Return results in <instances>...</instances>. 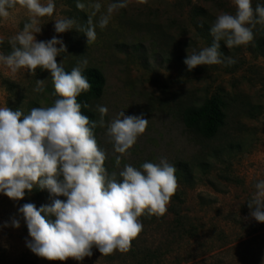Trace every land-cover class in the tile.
Here are the masks:
<instances>
[{"label":"rangeland","instance_id":"1","mask_svg":"<svg viewBox=\"0 0 264 264\" xmlns=\"http://www.w3.org/2000/svg\"><path fill=\"white\" fill-rule=\"evenodd\" d=\"M102 5L99 12L95 4ZM118 0H55L53 16L40 18L37 41L53 37L62 39L67 52L57 57L65 69L74 68L87 59V67L99 68L106 77L103 97L94 103L108 108L99 126V146L108 158L109 174L118 173L131 164L140 168L145 162L158 163L161 158L176 166L179 188L171 197L163 216L147 215L141 219L143 231L132 241L129 251L102 256L97 248L83 261L48 260L34 254L27 246L32 240L19 209L27 203L37 209L44 206L33 192L13 200L0 194V264H18L22 258L35 264H129L130 251H157L160 264H264V223L250 213L248 200L255 183L264 180V27L256 25L254 40L247 45L220 49L224 58L237 63L201 65L191 71L184 60L193 51L212 45L192 16L194 5L205 8L210 27L223 12L235 14L233 0H124L106 28L99 27L110 4ZM47 4V0H42ZM263 0H253V7ZM83 4V8L77 5ZM31 13L17 5L7 18H0V53H11L9 41L19 34ZM71 18L74 29L55 31V20ZM94 25L95 42H87L84 31ZM78 29V30H77ZM59 47V45H57ZM37 80L45 81V91H34ZM50 71L38 68L35 74L22 68L13 73L0 65V106L20 109L50 107L55 102ZM221 96L228 104V120L214 139H205L186 127L182 112L189 105H201L206 99ZM149 119L146 132L129 149L119 164L107 125L120 111ZM46 202L48 196H44ZM177 214L186 218V228L178 233ZM19 220L20 227L12 226ZM7 224V226H5ZM114 260V261H112Z\"/></svg>","mask_w":264,"mask_h":264},{"label":"clouds","instance_id":"2","mask_svg":"<svg viewBox=\"0 0 264 264\" xmlns=\"http://www.w3.org/2000/svg\"><path fill=\"white\" fill-rule=\"evenodd\" d=\"M233 3L235 14L220 13L210 27L212 45L186 56L184 63L189 71L201 65H234L237 63L234 58L223 57L220 42L231 49L254 40L255 26L264 24V3L255 8L253 0H233ZM17 5L27 9L31 16L23 30L9 41L11 53H0V65L13 73L22 68L32 74L38 68L50 71L55 95L60 98L53 106L34 108L29 114L0 106V194L20 200L25 197V190L31 192L38 187L47 189L53 197H66V200L55 198L39 209L32 203L19 209L32 237L27 246L39 257L83 261L93 255L94 247L102 256L127 252L143 231L140 218L145 213L163 216L168 211L171 197L179 188L176 166L161 158L158 163L145 162L140 168L125 165L118 173L122 179L117 178V173L109 174L105 167L108 154L98 145L94 133L97 122L82 113V107L87 105L78 102V97L92 87L83 75L87 59L66 71L63 63L57 62V57L67 52L63 40L36 39L41 32L39 20L53 16L55 0H47V4L42 0H0V18L9 17L10 9ZM125 6L124 0L110 4L99 27L106 28L112 14ZM101 7L99 2L95 4L97 12ZM74 24L71 18L55 20V31L65 33L74 29ZM84 34L88 44L97 39L94 25ZM3 43L0 38V45ZM34 91L43 93L45 81L37 80ZM98 111L99 126L103 127V117L109 110L98 106ZM148 124L149 119L143 114L125 115L122 110L107 125L114 151L120 154L117 164L146 132ZM254 187L255 192L248 200L250 215L264 223V180H258ZM51 216L55 219L46 218ZM12 226L19 228V220L14 219Z\"/></svg>","mask_w":264,"mask_h":264},{"label":"trees","instance_id":"3","mask_svg":"<svg viewBox=\"0 0 264 264\" xmlns=\"http://www.w3.org/2000/svg\"><path fill=\"white\" fill-rule=\"evenodd\" d=\"M264 3V0H263ZM192 16L194 18H198L201 20L200 27L205 28L206 32H203L205 36H208L209 39H212V35L210 34V25L209 20L211 18V14L200 6L194 5L192 7ZM264 27V24H258ZM214 39V38H213ZM213 43V42H212ZM221 44V48L224 44ZM260 47L264 46V39L259 43ZM12 51V48H9ZM73 68L65 69L66 71H71ZM83 75L87 77L89 82L91 83V90L85 93H82L78 97V102L82 105H87V107H82V113L87 115L90 120L97 122V127L94 129V133L99 145V123H98V114L94 108V103L100 100L105 92V88L107 85L106 77L103 72L97 67H87L84 70ZM55 100L59 99L57 95L54 96ZM227 102L221 96H215L210 99H206L201 105H189L185 107L182 112V120L187 128L193 130L199 136L205 139H214L216 138L222 131V129L226 126L228 120L227 113ZM31 192H33L36 197L39 198L41 203H45V205H50L55 198H59L61 200H66V197H53L49 193L47 189H40L38 187L34 188ZM47 195L49 200L46 202L44 196ZM147 215H143L140 219H145ZM48 219L54 220L55 217H46ZM175 227L178 233H184L196 230L186 228V218L182 214H177L175 218ZM130 257L134 258L129 264H160L162 261L161 254L157 251H145L141 252L139 249H133L130 251ZM114 261V260H112ZM18 264H35L34 261H29L26 258H22Z\"/></svg>","mask_w":264,"mask_h":264}]
</instances>
